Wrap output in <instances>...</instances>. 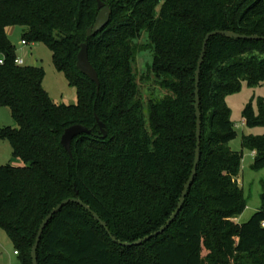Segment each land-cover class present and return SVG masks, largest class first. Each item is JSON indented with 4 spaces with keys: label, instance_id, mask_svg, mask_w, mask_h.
Masks as SVG:
<instances>
[{
    "label": "trees",
    "instance_id": "trees-1",
    "mask_svg": "<svg viewBox=\"0 0 264 264\" xmlns=\"http://www.w3.org/2000/svg\"><path fill=\"white\" fill-rule=\"evenodd\" d=\"M108 4L109 25L88 39L98 0H0V107L18 125L0 128V140L9 141L14 158L24 163L0 167V229L19 264H33L41 224L69 199L88 205L122 243L160 230L194 166L196 70L206 36L229 31L264 37V0ZM11 27L22 28L27 43L50 48L56 69L77 88V105L50 98L42 67L15 64ZM84 43L99 88L77 67ZM146 49L151 64L139 74L137 58ZM244 83H264V40L211 38L200 81L201 161L183 209L164 234L123 247L90 212L71 203L45 229L38 264H264V180L260 210L248 222H236L247 200L239 183L243 155L229 147L237 132L225 98ZM147 84L164 94L145 105ZM259 109L257 115L253 103L246 106L247 127L264 126V102ZM77 125L90 133L77 136L69 153L61 140ZM243 148L257 153L252 169L264 170V135L244 137Z\"/></svg>",
    "mask_w": 264,
    "mask_h": 264
},
{
    "label": "rangeland",
    "instance_id": "rangeland-1",
    "mask_svg": "<svg viewBox=\"0 0 264 264\" xmlns=\"http://www.w3.org/2000/svg\"><path fill=\"white\" fill-rule=\"evenodd\" d=\"M23 29L20 27H11L7 34L12 44L17 49V58L22 59L25 66H39L45 71L43 88L50 98L58 104L77 105V88L73 86L68 77L59 72L53 62V54L50 48L43 43H28L22 45ZM147 35L142 40L147 42ZM152 51L146 49L142 51L137 58V71L139 74L147 73L151 64ZM164 92L161 89H154L149 84L142 86V96L145 105L150 99H159L163 97ZM227 106L231 110V121L235 125L237 138L233 140L229 147L234 152H240L243 155L241 163V172L239 183L244 191L247 200L245 211L236 218L238 224L248 222L252 216L261 208L262 182L264 180V170L254 171L252 169L255 163L257 153L243 148L244 137H257L264 135V126L249 128L245 125L243 112L246 106L253 103L256 114L260 113V103L264 102V83L258 87L251 88L246 83L243 84L240 92L227 96L225 98ZM148 125V122H147ZM18 129L17 123L13 120L11 112L6 107H0V128ZM12 165L15 167H24V163L13 156V148L9 141L0 140V167ZM206 253H204L205 255ZM0 264H19L18 256L15 255V249L7 234L0 229Z\"/></svg>",
    "mask_w": 264,
    "mask_h": 264
},
{
    "label": "water",
    "instance_id": "water-1",
    "mask_svg": "<svg viewBox=\"0 0 264 264\" xmlns=\"http://www.w3.org/2000/svg\"><path fill=\"white\" fill-rule=\"evenodd\" d=\"M98 16L96 18V22L95 24L87 31V38H93L95 37L97 34H99L103 29H105L110 21H111V16H112V10L108 4V0H98ZM215 36H224L227 38H231V39H237V40H264V37H258V36H246V35H240L234 32H229V31H213L211 33H209L203 43V47H202V53L198 62V66H197V70H196V139H197V145H196V154H195V161H194V166L192 169V173L187 181V184L185 186V189L182 193V196L180 198L178 207L176 209V211L173 213V215L171 216V218L167 221V223L161 227L160 230L156 231L155 233L151 234L150 236L141 239L137 242L134 243H122L120 241H118L110 232L108 226L106 225L105 222H103L101 220V218L99 217V215L97 213H95L94 211H92V209L86 205L84 202H82L79 199H69L64 201L63 203H61L60 205H58L43 221V223L40 226L36 241L34 243L33 246V250H32V262L33 264H38V249H39V245L41 242V239L43 237L44 231L47 228V226L49 225V223L52 221V219L54 218L55 215H57L64 206L68 205V204H78L81 207H83L84 209H86L88 212H90L93 217L101 224V226L106 230V232L108 233V235L111 237V239L123 246V247H137V246H141L142 244L149 242L150 240L157 238L158 236L162 235L165 233V231L175 222V220L177 219L178 215L180 214L181 210L183 209V206L185 204L186 198L189 194L190 188L192 187L196 174L198 172V167L201 161V139H202V121H201V109H200V105H201V98H200V81H201V72H202V67L205 61V56H206V52H207V47L209 44V41L211 40V38L215 37ZM77 67L78 69L81 71V73L83 75H85L87 78H89L93 83H95L97 85V87H100V79H99V75L96 71V69L94 68V66L92 65V63L90 62L89 59V48L88 45L86 43L81 45V50L80 53L78 55V62H77ZM97 122L99 124L100 130L103 133L104 137L107 136V132L105 130V124L103 122L100 121L99 118H97ZM84 133H90V131L81 125H77V126H73L68 128L61 140V144L62 146L66 149V151H68L69 153H71V144L72 141L79 135L84 134Z\"/></svg>",
    "mask_w": 264,
    "mask_h": 264
},
{
    "label": "built area",
    "instance_id": "built-area-1",
    "mask_svg": "<svg viewBox=\"0 0 264 264\" xmlns=\"http://www.w3.org/2000/svg\"><path fill=\"white\" fill-rule=\"evenodd\" d=\"M27 44H28V43H27L26 41L22 40V45H23V46H25V45H27ZM0 63L3 64V61H1ZM15 64H16L17 66H25L24 61H23L22 59L17 58V57H16V60H15ZM263 226H264V223H263ZM15 255H18V253L15 252Z\"/></svg>",
    "mask_w": 264,
    "mask_h": 264
}]
</instances>
